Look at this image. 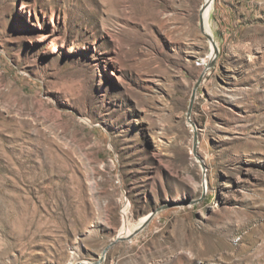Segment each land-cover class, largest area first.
<instances>
[{
    "label": "rangeland",
    "instance_id": "obj_1",
    "mask_svg": "<svg viewBox=\"0 0 264 264\" xmlns=\"http://www.w3.org/2000/svg\"><path fill=\"white\" fill-rule=\"evenodd\" d=\"M204 1L0 0V264H264V0Z\"/></svg>",
    "mask_w": 264,
    "mask_h": 264
},
{
    "label": "water",
    "instance_id": "obj_2",
    "mask_svg": "<svg viewBox=\"0 0 264 264\" xmlns=\"http://www.w3.org/2000/svg\"><path fill=\"white\" fill-rule=\"evenodd\" d=\"M214 1V0H213ZM202 11H203V8H202ZM201 28L203 30V32L207 35V38L209 39V41L213 44V58H215L217 56V54L219 53V47L217 45V43L215 42L213 36L210 34V33H207L206 30H205V25H204V20L203 18H201ZM212 64V63H208V66ZM196 92H197V87L194 89V93H193V97H192V100H191V103H190V108H189V112L191 111L192 109V106H193V102L195 100V96H196ZM144 228V225H142L137 231H135L134 233L128 235V236H122V235H119L116 239V241L110 243L106 249L104 250V255L108 252V250L117 242V241H120V240H124L126 238H131L133 237L138 231H140L141 229ZM78 264H85L84 262H80Z\"/></svg>",
    "mask_w": 264,
    "mask_h": 264
},
{
    "label": "bare ground",
    "instance_id": "obj_3",
    "mask_svg": "<svg viewBox=\"0 0 264 264\" xmlns=\"http://www.w3.org/2000/svg\"><path fill=\"white\" fill-rule=\"evenodd\" d=\"M214 7V1L213 0H205L204 1V10H203V19H204V25H205V29L207 33L211 34V30H210V23H209V15L212 11ZM211 48H212V52H213V44L210 43ZM211 52V56L213 57L214 54ZM129 234V232L126 230L125 226L122 228V230L120 231V235L122 236H127Z\"/></svg>",
    "mask_w": 264,
    "mask_h": 264
}]
</instances>
